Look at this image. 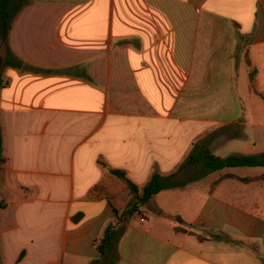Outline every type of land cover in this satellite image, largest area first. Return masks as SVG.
Returning a JSON list of instances; mask_svg holds the SVG:
<instances>
[{
    "label": "crops",
    "instance_id": "0c3cea01",
    "mask_svg": "<svg viewBox=\"0 0 264 264\" xmlns=\"http://www.w3.org/2000/svg\"><path fill=\"white\" fill-rule=\"evenodd\" d=\"M28 1L11 49L58 72L0 71L2 264H92L118 221L110 203L126 206L111 169L142 188L214 128L264 124V0ZM220 138L218 156L264 150L228 139L244 150L220 155ZM247 168L155 195L125 224L118 264H264V182L227 178L264 176Z\"/></svg>",
    "mask_w": 264,
    "mask_h": 264
},
{
    "label": "trees",
    "instance_id": "16d2710c",
    "mask_svg": "<svg viewBox=\"0 0 264 264\" xmlns=\"http://www.w3.org/2000/svg\"><path fill=\"white\" fill-rule=\"evenodd\" d=\"M28 2V0H0V42L7 47L4 66L41 75L57 73L58 70L41 68L24 62L19 57H17L11 49L10 33L13 23L18 14L23 10ZM247 64L250 68L252 67L250 60H247ZM256 73V69L251 68L249 76L251 81V89L254 92H256L254 83ZM231 128L236 127L234 125L222 127L194 143L190 154L176 172L168 176H163L158 171H154L149 182L142 188L136 185L127 176L125 171L111 169L109 172L110 178L115 177L117 180L123 183L131 194V199L126 203L125 209L123 211L119 210L112 203H110L118 221L115 224H110L106 228L103 237L97 241V248L101 253V258L97 261H94L92 264H118L120 255L117 246L125 233V224L131 221L134 216L139 215L142 208L148 205L154 196L161 193L162 191L184 188L187 185L197 182L214 172H218L227 168H264V152L260 154H232L226 157L218 156L213 152L212 143L214 140H216L218 137L228 135V132H230L229 130ZM234 131V134L232 136H228V139L241 138V133L237 129ZM5 162L6 159L1 155L0 184L3 165ZM99 163L102 166H105L103 161H100ZM189 172H192L191 177H182L184 174ZM227 178L236 179L243 183H250L257 180L264 182V176L255 178H240L234 175H228ZM98 189L107 190L108 186L103 182V184ZM3 208H5V205L0 202V209ZM80 218L81 215L76 216L73 218V221H79ZM176 231L185 230L182 228H176ZM23 256L24 252L21 254V258ZM0 264H2L1 251Z\"/></svg>",
    "mask_w": 264,
    "mask_h": 264
},
{
    "label": "rangeland",
    "instance_id": "374dc122",
    "mask_svg": "<svg viewBox=\"0 0 264 264\" xmlns=\"http://www.w3.org/2000/svg\"><path fill=\"white\" fill-rule=\"evenodd\" d=\"M7 47L5 45H3L0 42V56L2 55H6V51ZM0 59H2L0 57ZM254 113L256 117H263L264 116V112H262V110L260 111H255ZM247 114V113H246ZM246 114H244L243 119L237 123V124H232L234 125L236 128H231L228 132V135L221 137L220 139H218L214 145V150L216 151L217 154L220 155H225V154H232V153H237L240 152L244 149H242L241 147H230L227 146L225 140L228 139V136H232L234 134V130H238L241 133V140H244L246 143H254L255 145L253 146L254 148L258 147V146H264V124L261 123H256L255 121H253L252 119H249L248 117H246ZM223 127V126H221ZM220 128H214L215 131L216 129ZM213 129V130H214ZM250 148L245 149V150H250L251 148L253 149V147H251V145L249 144ZM261 152H264L261 151ZM260 153V152H259ZM249 171H255L253 169H249L247 168ZM192 172L186 173L184 174L182 177L183 178H189L191 177ZM107 184H109L111 190H112V195L111 198L114 201H121L122 203H127L130 199H131V194L129 193V191L124 188V186L120 183V182H114V181H108L107 180ZM5 256H11L12 252H4ZM3 264H12L8 261L7 258L4 259Z\"/></svg>",
    "mask_w": 264,
    "mask_h": 264
},
{
    "label": "water",
    "instance_id": "95a60500",
    "mask_svg": "<svg viewBox=\"0 0 264 264\" xmlns=\"http://www.w3.org/2000/svg\"><path fill=\"white\" fill-rule=\"evenodd\" d=\"M3 61L0 59V71H1V69H2V67H3ZM0 156H1V135H0Z\"/></svg>",
    "mask_w": 264,
    "mask_h": 264
}]
</instances>
